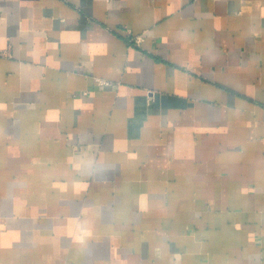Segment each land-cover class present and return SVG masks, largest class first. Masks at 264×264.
<instances>
[{"label": "crops", "instance_id": "0c3cea01", "mask_svg": "<svg viewBox=\"0 0 264 264\" xmlns=\"http://www.w3.org/2000/svg\"><path fill=\"white\" fill-rule=\"evenodd\" d=\"M0 264H264V0H0Z\"/></svg>", "mask_w": 264, "mask_h": 264}, {"label": "built area", "instance_id": "2783aa9c", "mask_svg": "<svg viewBox=\"0 0 264 264\" xmlns=\"http://www.w3.org/2000/svg\"><path fill=\"white\" fill-rule=\"evenodd\" d=\"M96 81L99 85H108L109 84V82L107 80L100 79V78H96Z\"/></svg>", "mask_w": 264, "mask_h": 264}]
</instances>
